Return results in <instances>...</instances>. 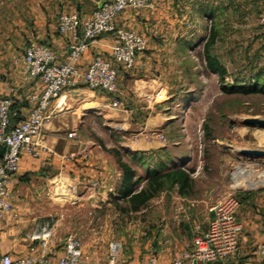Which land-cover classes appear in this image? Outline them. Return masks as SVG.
<instances>
[{
	"label": "rangeland",
	"instance_id": "1",
	"mask_svg": "<svg viewBox=\"0 0 264 264\" xmlns=\"http://www.w3.org/2000/svg\"><path fill=\"white\" fill-rule=\"evenodd\" d=\"M76 1L0 0V54L4 52V40L8 41L4 37L11 38L14 29L22 28L24 18L30 17L29 3H37L39 20L52 15L57 32L55 21L63 3L67 7L64 10L72 11ZM153 1V7L145 11L153 12L151 17L157 18L156 0ZM248 20H252V25L242 27L244 24H239L234 16L219 18L213 25L217 39L210 51L224 68L222 77L206 68L200 42L188 47L186 41L177 40L180 30L174 23L154 24L146 31L147 46L140 54L144 55V66L138 64L141 59L138 58L133 70L119 69L117 96L106 94L107 101L92 104L95 97H102L101 93L80 87L75 95L84 99L81 101L75 100L74 93H65L70 110L78 111L86 104L83 130L77 131L75 140L83 145L88 142L87 147L91 143L96 145L106 172L113 173L117 165L114 155L103 150L104 147L118 150L141 177L147 171L182 168L191 171L194 184L188 196H181L176 187L165 185L144 211L126 215L118 214L112 206L91 211L83 202L72 201L68 182L51 178L53 181L47 187L49 196H42L38 204L53 212L51 218L59 227L56 240L76 237L88 256L99 264H107L110 244H120L117 257L119 264H125L145 248L158 255L155 244L160 242L157 239L164 228L169 232L178 230L183 242L187 235L192 242L193 230L206 227L209 208L227 196H236L247 207H257V193L264 190V181H258L261 168L257 171V157L243 156L239 151L264 150V128L242 123L245 118L264 119V95L226 94L221 90V87L238 90L264 83V74L257 81V69L264 67V56L257 51V14ZM213 26L208 24L209 33ZM189 27L192 24L186 28ZM8 42L11 44V40ZM48 42L38 41L46 45ZM59 98L61 103L63 97ZM113 98L118 101L116 108L111 105ZM155 114L159 120L168 119L170 127L161 130L156 126L157 121L149 124L145 121L147 116ZM68 132H62L61 137H66ZM150 141L158 147L143 151L144 144ZM184 151L188 157L183 164L172 165L170 159L174 154ZM120 177L117 170V181ZM146 238L151 240L149 246Z\"/></svg>",
	"mask_w": 264,
	"mask_h": 264
},
{
	"label": "crops",
	"instance_id": "2",
	"mask_svg": "<svg viewBox=\"0 0 264 264\" xmlns=\"http://www.w3.org/2000/svg\"><path fill=\"white\" fill-rule=\"evenodd\" d=\"M96 1L77 0L75 10L80 14H87L94 8ZM29 4L32 8L30 17L24 18L25 22L21 23L22 28L19 30L14 29L11 38L4 37L8 41L11 40V44L4 40V52H1L3 56L0 54V95H8L14 99V110L19 114V119L20 116L23 117L26 114L28 95L35 88L32 84H21L19 69L13 66L12 58L19 56L30 42L41 40H47V42L50 40L48 42L49 46L53 49L59 61H63L68 53L65 39L55 31L53 18H50L52 15L50 14V16L39 20L37 3L32 2ZM64 4L65 2L61 11H67L64 10L67 8ZM6 6L3 5V7ZM155 7L154 11H156L157 18L151 17L153 12H126L118 18V26H126L146 36V31L150 30L154 24L166 26L174 23L180 30V33L176 36L179 37L177 40L186 41L187 46L192 48L195 42H200V45L204 46L209 37V23L213 26L219 18L224 20L234 16L240 22H238L239 24H244L242 25L244 27L252 25V20L248 19L257 14V51L258 55L264 56V38L258 32V16L264 12V0H156ZM190 24L193 27L187 29L186 27ZM184 28L187 29L188 33L183 31ZM111 42L109 36L100 37L85 54L83 62L89 61L96 53H107ZM195 51L192 50V52ZM143 57L144 55L142 57L138 56V58H141L138 63L141 67L145 64ZM77 92L78 90L64 92V95L61 94V98H63L58 107L56 106V100L52 102L50 109L53 116L44 129L42 137V142L49 152L42 153L38 158L26 156L20 162L13 183V208L9 214L4 216L2 222L3 235L0 241V251L3 253H9L15 257L26 254L30 248L36 246V242L26 239V235L45 226H49L54 232L53 243L57 246V252L61 251L62 244L60 241L63 238L60 240L55 238L59 227L57 221H53L51 218L53 212L38 204L42 196L48 195L47 187L51 183V178L63 179L68 182L70 187L77 191V195L72 201L83 202L87 209L89 207L91 211L95 212L104 206H111L109 196L115 194L121 183V177L119 181L116 178L118 168L113 169V173L112 170L106 172L107 168L99 161L101 155L94 143L90 142V146L87 147L88 142L83 145L79 140H70L67 135L61 137V133L66 132V130H76V132L83 130L82 119L86 115V104H83L78 111L77 109L70 110L69 99L65 95V93L67 95H73L74 93L75 95ZM89 92L102 94V97H95L92 104L107 101L105 92L101 90H90ZM158 95L160 94L157 93ZM75 96V100H78L79 97ZM65 99L67 102H65ZM81 99L79 100L81 101ZM131 100L135 101L132 98ZM62 104L65 107H62ZM63 108H65L64 111H60ZM132 110L134 112V109ZM159 119V115L155 114L154 116H147L145 121L148 124L150 121H157L156 126L161 130L170 127L168 125L171 122H166L168 119ZM100 146L101 148L104 147L103 145ZM144 147L143 151H151V149H156L158 146L150 141L144 144ZM104 148L102 149L109 153V149ZM73 151H77L79 154L84 151V154L69 161L61 160V156ZM177 153L170 159L172 165L183 164L185 158L188 157L187 151ZM42 190L46 191L43 192ZM237 220L242 224V232L236 254L226 264H264V258L260 254V246L264 243V190H259L257 193V207H247L243 203L240 204ZM161 232V238L157 239L160 242L155 244L157 250H159V264H170L173 251L177 248H188L191 238L187 235L183 242L184 237L179 234L178 230L169 232L167 228H164ZM146 239L149 246L151 240ZM149 252L148 248H145L142 254L136 255L133 260L127 261L125 264H145Z\"/></svg>",
	"mask_w": 264,
	"mask_h": 264
},
{
	"label": "built area",
	"instance_id": "3",
	"mask_svg": "<svg viewBox=\"0 0 264 264\" xmlns=\"http://www.w3.org/2000/svg\"><path fill=\"white\" fill-rule=\"evenodd\" d=\"M153 0H97L87 14L75 10L61 11L56 19V29L65 39L67 56L59 61L53 49L46 44L30 42L21 54L12 58L13 66L19 69L21 84H32L35 90L28 95L26 114L19 118L13 109L14 99L0 95V150L6 151L0 158V241L3 235V219L12 210V191L15 175L21 160L29 156L38 158L49 152L43 144V131L52 118L51 105L64 92H75L84 87L101 90L110 96H117L119 69L131 71L137 66L138 56L146 49L147 37L126 26H118V18L126 12L151 9ZM259 32L264 37V12L258 18ZM102 36L112 40L107 53H96L86 63L85 54ZM113 107L118 101L113 98ZM70 140L77 139L76 130L67 133ZM77 151L61 156L69 161L82 156ZM264 161L257 158L258 177L264 181ZM259 167V168H258ZM96 185V184H93ZM72 195L77 191L72 188ZM240 201L230 195L209 208L210 219L204 229L193 230L192 242L188 248L173 251L170 264H226L237 251L242 224L237 220ZM54 232L49 226L26 235L36 246L20 256L0 251V264H99L84 251L79 239L66 236L61 242V251L53 243ZM120 244H110L107 264H119L117 257ZM264 258V243L260 246ZM157 254L149 252L145 264H159Z\"/></svg>",
	"mask_w": 264,
	"mask_h": 264
},
{
	"label": "trees",
	"instance_id": "4",
	"mask_svg": "<svg viewBox=\"0 0 264 264\" xmlns=\"http://www.w3.org/2000/svg\"><path fill=\"white\" fill-rule=\"evenodd\" d=\"M216 30L214 26L210 29L209 37L203 46L202 58L205 61V66L219 76L224 75V68L219 64L215 56L211 55L210 48L215 43ZM264 74V67L257 71L258 76ZM223 93L240 92L243 94H261L264 95V83H258L251 88L231 89L221 87ZM14 109V107H13ZM14 122L19 118L14 117ZM209 131L207 130V135ZM116 160V165L121 174V183L114 195L109 196V203L118 214H134L144 211L149 202L165 187V185L174 186L177 188V193L181 196H188L194 184L189 170L182 168H173L164 172L147 171L141 177L138 172L127 162L122 159V155L118 150H109ZM142 182L141 186L139 185ZM240 201V200H239ZM241 203V202H240Z\"/></svg>",
	"mask_w": 264,
	"mask_h": 264
},
{
	"label": "water",
	"instance_id": "5",
	"mask_svg": "<svg viewBox=\"0 0 264 264\" xmlns=\"http://www.w3.org/2000/svg\"><path fill=\"white\" fill-rule=\"evenodd\" d=\"M242 123L245 126L250 127H257V128H264V119L260 118H245L242 120ZM6 151V148L3 147L0 150V158L3 156L4 152ZM239 154L243 156H250V157H257V158H264V150H241L239 151Z\"/></svg>",
	"mask_w": 264,
	"mask_h": 264
}]
</instances>
